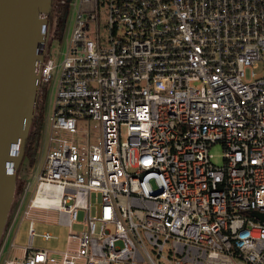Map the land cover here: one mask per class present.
Instances as JSON below:
<instances>
[{"label": "built area", "instance_id": "obj_1", "mask_svg": "<svg viewBox=\"0 0 264 264\" xmlns=\"http://www.w3.org/2000/svg\"><path fill=\"white\" fill-rule=\"evenodd\" d=\"M57 66L45 53L39 87ZM59 67L23 213L56 210L69 232L63 249L36 248L31 218L7 264H264V0H80Z\"/></svg>", "mask_w": 264, "mask_h": 264}, {"label": "water", "instance_id": "obj_2", "mask_svg": "<svg viewBox=\"0 0 264 264\" xmlns=\"http://www.w3.org/2000/svg\"><path fill=\"white\" fill-rule=\"evenodd\" d=\"M53 0H0V240L34 117ZM252 215L264 221V213Z\"/></svg>", "mask_w": 264, "mask_h": 264}, {"label": "rangeland", "instance_id": "obj_3", "mask_svg": "<svg viewBox=\"0 0 264 264\" xmlns=\"http://www.w3.org/2000/svg\"><path fill=\"white\" fill-rule=\"evenodd\" d=\"M60 5L59 0L54 1V7L57 8ZM80 8V0H71L69 13L66 19L65 27L62 30V26L60 24L59 16L57 13L53 14V19L49 24V29L47 31L46 37V55L52 54L54 55L56 62L58 63L57 68L54 70V75L49 84L46 85L45 91L46 94L43 97L45 102V113L43 119V127L41 134L38 135L35 139L34 143V159L35 162L30 164L27 160L22 161L18 173L17 178L22 180H26L25 187L28 186L26 195L23 199L24 192L22 195L16 193L15 199L11 206L10 212H13V220L12 232L10 235V241L13 240L15 244L19 246H25L28 244V224L29 220L32 218L35 221V229L36 235L34 237V247L36 248H48V249H63L65 246L66 238L69 232V227L67 225L60 224L59 213L56 210L45 209V208H32L30 210L29 216L24 215V209L27 206L30 198L34 195L36 185H37V175L41 172L42 168L45 165L48 147H49V126H48V117L53 113V106L55 101V95L58 85V80L60 77L61 68L59 67L67 48L69 46V42L74 30L75 19L78 9ZM81 121L80 132H86L87 128L90 127L92 134V141H96L98 138V131L95 127H93L94 121L89 125L87 121ZM70 136V135H69ZM82 140V138L80 139ZM211 152L213 153V162L216 164L223 163V147L221 144H215L211 148ZM23 199L22 203L21 200ZM38 201L45 202L49 201V199H37ZM90 201L92 203L90 208V214L96 215L98 210V205L101 202V195L99 192L93 191L90 196ZM20 212L17 213V209L19 205ZM85 215L86 211L84 209H78L77 219L73 223L74 231H82L86 228L85 224ZM44 230L51 231L55 237L50 240H45L42 238L41 233ZM17 256L22 255V250L20 248L15 249ZM158 263H162V261L157 258L156 254L152 252ZM78 264H83V261L78 262Z\"/></svg>", "mask_w": 264, "mask_h": 264}, {"label": "trees", "instance_id": "obj_4", "mask_svg": "<svg viewBox=\"0 0 264 264\" xmlns=\"http://www.w3.org/2000/svg\"><path fill=\"white\" fill-rule=\"evenodd\" d=\"M54 1L55 0H53V7L50 13V22L53 19V14L57 13L59 16V20H60L59 22L62 26L65 20V13L68 9V1L66 0L65 3L60 4L57 8L54 7ZM45 87L46 86H41L38 89L35 113H34V117L30 125L29 135H28L26 148H25V154L23 158V161L27 160L30 164H33L35 162L34 143H35L36 137L41 134L42 127H43V119H44V113H45V102L43 100V97L46 94ZM16 183L17 184H16L15 195L16 193L19 195H22L25 189L26 180L19 179L18 177ZM12 218H13V212H9L5 230L7 229L9 224L12 222ZM2 239L3 237L0 240V246H1Z\"/></svg>", "mask_w": 264, "mask_h": 264}, {"label": "crops", "instance_id": "obj_5", "mask_svg": "<svg viewBox=\"0 0 264 264\" xmlns=\"http://www.w3.org/2000/svg\"><path fill=\"white\" fill-rule=\"evenodd\" d=\"M13 220H15V217L13 218ZM13 220L9 224V226L7 227V229L5 230V232L3 234V239L1 242V246H0V264H7L5 262V260L8 258L19 257V256H17L16 252L14 251V248L15 249L20 248L23 252L22 255L24 254L23 246H19V245L15 244V242L13 240H11V241L9 240L11 232H12V225L14 223Z\"/></svg>", "mask_w": 264, "mask_h": 264}, {"label": "bare ground", "instance_id": "obj_6", "mask_svg": "<svg viewBox=\"0 0 264 264\" xmlns=\"http://www.w3.org/2000/svg\"><path fill=\"white\" fill-rule=\"evenodd\" d=\"M37 199H49V201H52L51 200V197H47L45 196L42 191H39L38 194H37V198H36V201H38ZM40 203H47L48 201H45V202H41V201H38Z\"/></svg>", "mask_w": 264, "mask_h": 264}]
</instances>
